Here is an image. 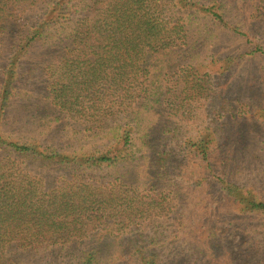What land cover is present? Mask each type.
<instances>
[{
    "label": "rangeland",
    "instance_id": "rangeland-1",
    "mask_svg": "<svg viewBox=\"0 0 264 264\" xmlns=\"http://www.w3.org/2000/svg\"><path fill=\"white\" fill-rule=\"evenodd\" d=\"M218 3L223 23L193 15L187 45L148 61L153 87L171 104L150 99L96 134L45 97L36 65L46 47L23 60L8 129L40 151L81 157L111 148L116 124L131 127V153L86 172L112 195L148 200L140 217L111 219L83 241L14 250L15 264H264V217L237 210L217 184L228 180L264 200V0ZM54 166L41 167L51 181L68 173Z\"/></svg>",
    "mask_w": 264,
    "mask_h": 264
},
{
    "label": "trees",
    "instance_id": "trees-1",
    "mask_svg": "<svg viewBox=\"0 0 264 264\" xmlns=\"http://www.w3.org/2000/svg\"><path fill=\"white\" fill-rule=\"evenodd\" d=\"M207 2L0 0V264H15L14 250L83 241L111 219L120 218L125 225L126 219L141 216L148 200L128 190L112 195L86 172L128 156L131 127L116 124L111 148L81 157L52 148L40 151L37 142L8 129V109L23 84V60L37 45L46 47L36 65L45 97L96 134L150 99L171 104L169 93L153 87L156 79L150 77L148 61L152 54L170 55L187 45L193 15L205 12L223 23L218 0ZM58 164L68 173L51 181L41 167ZM218 182L237 210L264 217V200L246 187L221 178Z\"/></svg>",
    "mask_w": 264,
    "mask_h": 264
}]
</instances>
